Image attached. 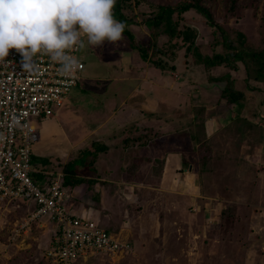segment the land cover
<instances>
[{
	"label": "rangeland",
	"instance_id": "rangeland-1",
	"mask_svg": "<svg viewBox=\"0 0 264 264\" xmlns=\"http://www.w3.org/2000/svg\"><path fill=\"white\" fill-rule=\"evenodd\" d=\"M150 1L171 5L179 0ZM200 1L230 39L240 31L248 46L264 50V0H237L233 8L229 0ZM130 6L129 15L136 21L128 25L132 37L124 33L123 41L92 47L82 33L86 45L80 49L85 63L82 89L73 87L66 106L52 116L32 120L38 134L33 152L37 159L49 158L50 164L45 165L49 170H62L91 141L105 142L107 136L115 142L122 128L111 133L115 125L100 128L99 124L119 109L123 99L124 111H130L140 93L129 92L135 80H127L128 86L120 90L123 80L114 75L132 62L135 69L140 59L138 44L160 49L158 58L169 76L162 85L172 91L158 92L173 108L165 110L160 104L162 112L151 114L150 124L144 126L143 135L148 137L144 141L149 146L142 153L151 155L150 163L109 166L110 153L100 152L93 171L88 164L74 162L80 173L86 171L87 179L67 187L68 209L90 214L99 226L129 241L131 249L113 257L89 254L76 264H264V85L257 91V85L245 83L240 62L238 68L230 69L224 65L206 68L196 61L193 49L188 50L191 42L202 55L224 52L219 34L196 10L189 9L180 17L173 14L179 20V36L161 32L153 38L141 19L142 11L154 7L145 1L137 6L133 0ZM185 36L183 44L180 40ZM226 71L236 87H250L239 105L229 106L221 98L224 82L207 80L211 72ZM145 76L143 80L152 77ZM143 84L145 91L151 88ZM149 92L150 99L157 95L153 88ZM158 116L162 121L157 126ZM238 116L243 122L235 120ZM172 151L182 155H169ZM93 188L101 194L98 201ZM5 208L0 207V264H52L48 252L54 241L53 222L46 218L30 222L15 235L28 210L23 205Z\"/></svg>",
	"mask_w": 264,
	"mask_h": 264
},
{
	"label": "built area",
	"instance_id": "built-area-1",
	"mask_svg": "<svg viewBox=\"0 0 264 264\" xmlns=\"http://www.w3.org/2000/svg\"><path fill=\"white\" fill-rule=\"evenodd\" d=\"M71 54L79 66L70 75L46 55L38 56L34 68L25 71L15 49L9 50L6 63H0V207L5 205L7 211L9 207H28L27 219L15 235L30 222L43 218L53 222L55 235L48 252L52 264H76L89 254L113 257L131 249L129 241L117 233L85 214L70 212L62 170L32 163L33 145L38 140L32 120L51 116L81 78L85 63L80 49Z\"/></svg>",
	"mask_w": 264,
	"mask_h": 264
},
{
	"label": "clouds",
	"instance_id": "clouds-1",
	"mask_svg": "<svg viewBox=\"0 0 264 264\" xmlns=\"http://www.w3.org/2000/svg\"><path fill=\"white\" fill-rule=\"evenodd\" d=\"M116 0H0V63L9 50L22 57V67L31 71L40 55L61 65L65 74L79 66L71 53L87 44L124 40L126 24L114 18Z\"/></svg>",
	"mask_w": 264,
	"mask_h": 264
},
{
	"label": "trees",
	"instance_id": "trees-1",
	"mask_svg": "<svg viewBox=\"0 0 264 264\" xmlns=\"http://www.w3.org/2000/svg\"><path fill=\"white\" fill-rule=\"evenodd\" d=\"M132 0H116L115 6L113 8L114 18L118 21L124 22L126 24L124 33L131 34L132 31L128 28V25L136 23L135 19L129 15L131 12V3ZM134 4L137 6L145 1L149 4V6L154 7L148 11H142V21L143 23L150 28L151 35L153 38L157 37L158 33H164L167 36H179V33H176L177 24L179 20L173 19V14H176L178 17L181 16L182 13L186 12L189 9H194L198 13L202 14L208 21V23L214 27V32L218 33L220 36V42L224 47V52H213L211 55H202L199 53L196 46H194V42H191V46H188V50L193 49V53L195 55V59L197 62H201L204 64L206 68L224 65L230 69L238 68V62H240L245 68L246 77L243 78L245 83L250 82L253 85H257V91H262L260 88L261 85H264V50L262 49H253L248 46L246 43V35L242 32H236L235 37L230 39L223 28L221 26H217V23L214 22V18L209 10V8L201 3L200 0H179L171 5L166 4L165 2H152L150 0H133ZM230 7L233 8L235 2L237 0H229ZM128 11V13L126 12ZM180 19V18H179ZM161 25H163L161 27ZM159 30H156V28ZM132 37V34H131ZM181 43L185 44L186 36L181 37ZM155 43V41H153ZM131 46L134 47L131 43ZM135 48V47H134ZM137 49L139 50V56L142 60L147 61L151 66L159 68L161 70L166 69L165 64H163L162 60L158 58V53H160V49L156 46L154 48L150 46H144L143 44H138ZM174 69L173 67L169 68ZM208 81H222L224 82V86L221 90V98L225 100L226 104L231 106L234 104L239 105L240 102H243L246 97L247 89H250L247 84L243 89H239L236 87L235 79L231 77L229 71H226L220 75L210 73V76L207 78ZM256 88V87H255ZM255 88H251L252 90ZM246 90V91H245ZM264 117V114H262ZM234 120V119H233ZM235 120L239 122H243L241 117L238 116ZM206 121V120H205ZM106 145L99 141H91L87 146L79 150V154L74 159L67 162L63 171L64 175V187L66 190V195H68V186H75L80 183L85 182L86 171L80 173L81 170L78 171V168H75L74 162L80 161V166H91L89 170L94 169L93 163L97 158L100 152L106 150ZM34 165L42 164L48 165L50 164L49 158H41L33 161ZM246 166H250L246 164ZM93 171V170H92ZM33 178H35V174H31ZM94 182L91 181L90 187ZM97 192V191H96ZM94 196L95 200H99V192ZM24 206V205H23ZM12 209H15L11 207ZM27 210L28 207L26 206ZM109 231V229H107Z\"/></svg>",
	"mask_w": 264,
	"mask_h": 264
},
{
	"label": "crops",
	"instance_id": "crops-1",
	"mask_svg": "<svg viewBox=\"0 0 264 264\" xmlns=\"http://www.w3.org/2000/svg\"><path fill=\"white\" fill-rule=\"evenodd\" d=\"M120 63H121V61H120ZM131 64H133V62ZM131 64H129L127 67L122 65V67L118 71V74H115L114 76L117 75L118 80H120V82H121V80H123V82H124V83L121 82V85L118 83V85H120V90H122L123 88L128 86L127 84H125V82L127 80H135L136 83L134 86H130L129 92L138 91V93H140L139 99L136 101L134 100L133 104H130L132 106V109L128 112L124 111L125 110L124 107L126 106L125 100L124 99L121 100V102L118 105L119 109L112 111V115L110 116V118L106 119V121L99 124L100 128L104 127V126L110 127L109 126L110 124L115 125V126H111V133L114 131V129H118L119 127L122 128L121 135L119 136L118 140H115V142H114V141L110 140L111 138L107 139V136H106L105 142H101L107 146L106 150L103 152H107L108 155L110 153V156L112 157V159L109 160V162H111V164L109 166H144V164H149L151 155L147 154V156L145 157L144 154H146V153H142V152H144L143 151L144 147L149 146L144 141V138H148L146 135H145L146 137L143 135L145 133L144 132V129H145L144 126L150 124L151 116L153 117L155 112L160 111V107H159L160 104H162L163 107L166 108L165 110H168L170 107L173 108V104L171 105L170 100H168V98H164V97L162 98L161 94H159V92H158L159 89L164 91V92H168V93H170L172 91V90L166 88V86L162 85L163 82H165L169 79V76L167 74L168 71L166 69L161 70L159 68L153 67L147 61H144L141 58L138 59L136 61V63H134L135 69L131 68V66H130ZM84 67H85V64H84ZM126 69H128V70H126ZM119 73H121V74L119 75ZM147 73L150 74V76H152L151 79L143 80V79H145V77H146L145 74H147ZM133 77H134V79H133ZM80 81H81V78L78 81V84L80 83V86H77L78 85L77 84L75 87H80V89H82ZM143 83H147V84L151 85V86H146V87H151V88H153V91L156 92L157 95H155L153 99H150V96L152 94L149 91L151 88H147L146 91L143 88H141L142 86L143 87L145 86V84H143ZM154 83L157 86L154 87ZM99 88H100V86H99ZM152 93H154V92H152ZM66 98H65L62 106H60L56 110H59L60 108L66 106V104H65ZM131 98H132V96H131ZM103 105L107 106L106 104H103ZM56 110L54 111V113L57 112ZM160 112H162V111H160ZM151 114H153V115H151ZM117 115L119 118H116ZM48 117H50V116H48ZM42 118L45 119L47 117H42ZM166 120L168 121V118ZM161 121H162L161 118L158 116L157 122L155 120L156 125L157 126L160 125ZM212 131H214V130H212ZM106 135H107V132H106ZM168 137L169 136H166V139H169ZM116 143H119L120 145H118V147H115ZM182 147H184V146H182ZM148 153L150 154V151ZM113 154H114V156H113ZM174 154L179 156V157L182 155L181 153L176 152V151H172L169 153V155H174ZM116 155L121 159H117ZM35 158L37 159L36 155L34 154V152L32 150V163L35 160ZM152 159H154V156H152ZM165 162H166V160H165ZM165 162H164V164H165ZM173 164L175 165V163H173ZM33 166L34 167H41V168H47L48 167V166H45L42 164L34 165V163H33ZM93 166H95L94 163H93ZM165 166H167V165H165ZM176 166H178V165H176ZM92 170H94V169H92ZM86 177L87 176L85 175L84 178H86ZM88 177H90V176H88ZM94 191L96 192L95 189H94ZM100 195L101 194L99 193V196ZM69 198H70V195L68 194L66 199H65V202L67 205H68ZM69 210L74 215L80 214L79 211L76 210V208H70L69 207ZM88 217H90L91 219H93L96 222L94 217H92L90 214L88 215ZM112 232H114V231H112ZM115 233H117V232H115ZM54 234H55V232H54Z\"/></svg>",
	"mask_w": 264,
	"mask_h": 264
}]
</instances>
